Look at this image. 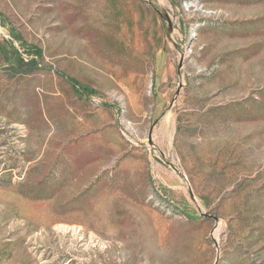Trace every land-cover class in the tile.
<instances>
[{"label": "rangeland", "instance_id": "rangeland-1", "mask_svg": "<svg viewBox=\"0 0 264 264\" xmlns=\"http://www.w3.org/2000/svg\"><path fill=\"white\" fill-rule=\"evenodd\" d=\"M0 264H264V0H0Z\"/></svg>", "mask_w": 264, "mask_h": 264}]
</instances>
